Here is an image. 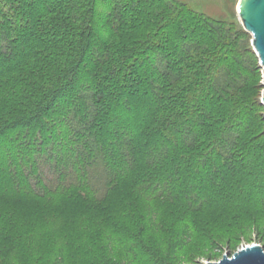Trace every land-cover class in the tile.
<instances>
[{
    "label": "trees",
    "instance_id": "1",
    "mask_svg": "<svg viewBox=\"0 0 264 264\" xmlns=\"http://www.w3.org/2000/svg\"><path fill=\"white\" fill-rule=\"evenodd\" d=\"M249 39L176 0H0V264H84L96 239L127 264H165L152 245L173 255L186 241L183 228L166 240L162 208L223 227L264 213ZM49 148L77 158L76 183L45 184L35 159Z\"/></svg>",
    "mask_w": 264,
    "mask_h": 264
},
{
    "label": "rangeland",
    "instance_id": "2",
    "mask_svg": "<svg viewBox=\"0 0 264 264\" xmlns=\"http://www.w3.org/2000/svg\"><path fill=\"white\" fill-rule=\"evenodd\" d=\"M176 1L184 4L188 9L195 13L203 14L205 16H209L217 20H222L227 23H235L237 26H240L243 29L236 13V8L239 0ZM102 7L103 5L101 4L99 6V9L101 10ZM248 41L251 45V36ZM258 69L260 71V76H258V78H256L251 83V86L254 87L251 93L253 94V97L258 96V98L261 99L264 87L262 86V71L259 67V61ZM240 78L242 77L240 76ZM74 146V148L76 149L74 154L78 156L80 151H82L83 149L79 144H76ZM61 157L62 156L60 154L55 156V153L51 151V148L47 149V152L45 154H38L36 156L35 160L37 164V170L41 175L43 181H45V184H47V186H49L50 188H54L59 184L68 185L70 183H76L77 175L73 170V162H75L77 158L70 157L69 154L65 156L66 158ZM57 158L60 160H57L56 162ZM60 174L64 175V181H60L58 179ZM108 177L109 176L107 175L106 169L97 160H95L94 163L88 168V185L98 197L102 196V194L104 193L105 184L108 180ZM33 182H35V179L33 180ZM259 198H261L260 201L264 203V195L261 194ZM171 210L172 209L170 208H162L158 214L160 218L161 214L163 213L162 222L164 223L161 227L163 235L168 241V239L172 238L175 233L181 231V228H183V235L181 236V240L186 241V246L181 252H176L173 255H166L161 253V250L157 245L156 247H153V243L150 242V244L152 245V249L162 255L159 257L163 259L165 264H207L219 261L224 255L230 256L244 246L258 245L264 249V213L261 211L255 213L250 212L245 216H240L230 225L223 227V225H215L216 223L212 222L214 220L213 216H202L196 217L194 219L187 217L181 213L176 214L175 211V213L171 215ZM177 215L178 218L179 216H181L182 219L178 223ZM182 221H188L189 228L193 226V228L191 229V231H193V236L191 238L189 237V234H187L190 229L188 227L186 228L180 225ZM205 223H213V229H210L208 225H205ZM85 225L89 226V224L87 223H85ZM142 226L148 228L149 231H152L151 222L148 224L144 223L142 224ZM201 230H208V232L210 233V238L206 239L205 236L201 234ZM219 233L222 234L219 236ZM151 237V241H155L156 239V241L159 242L156 235H152ZM164 237L162 239V243L160 244L161 248L166 249L167 246ZM81 245L82 247L80 250H82V252H85L81 258V261H83L84 264H111L114 261L120 264H127L128 261H132L131 258L128 260V257L124 256L123 253H118V255H115V250L110 252L109 255L106 254L104 252L106 244L99 239L92 241V243H90L89 240L82 241ZM99 258H101V260H105V262L101 263L100 261L99 263ZM136 262H134V264H136ZM128 264H130V262Z\"/></svg>",
    "mask_w": 264,
    "mask_h": 264
},
{
    "label": "water",
    "instance_id": "3",
    "mask_svg": "<svg viewBox=\"0 0 264 264\" xmlns=\"http://www.w3.org/2000/svg\"><path fill=\"white\" fill-rule=\"evenodd\" d=\"M238 19L251 36V46L258 58L264 87V0H239L236 8ZM264 106V90L260 99ZM207 264H264V249L258 245L244 246L230 256Z\"/></svg>",
    "mask_w": 264,
    "mask_h": 264
}]
</instances>
